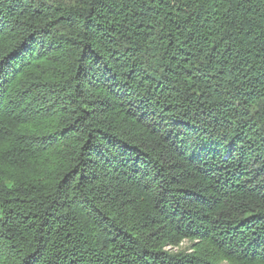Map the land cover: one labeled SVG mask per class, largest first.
Wrapping results in <instances>:
<instances>
[{"label":"trees","instance_id":"1","mask_svg":"<svg viewBox=\"0 0 264 264\" xmlns=\"http://www.w3.org/2000/svg\"><path fill=\"white\" fill-rule=\"evenodd\" d=\"M18 10L31 21L0 50V264H199L161 249L192 228L264 264V0H0V33ZM64 54L67 79L24 87ZM43 88L57 101L29 109ZM43 114L55 127L25 138ZM230 168L249 187L213 190ZM138 196L155 212L137 216Z\"/></svg>","mask_w":264,"mask_h":264},{"label":"rangeland","instance_id":"2","mask_svg":"<svg viewBox=\"0 0 264 264\" xmlns=\"http://www.w3.org/2000/svg\"><path fill=\"white\" fill-rule=\"evenodd\" d=\"M1 13L5 15V11L1 10ZM10 21H11V26L13 28L8 29V30H1L0 33V50L2 47L13 43L15 38H21L23 35L21 33L22 29L25 27L29 21H31L30 17L27 15V13L23 14L22 12L19 13V10L14 12L12 15H10ZM74 36V35H70ZM30 40L27 39L26 42L23 44H27ZM66 54V53H65ZM62 55L58 57V60H52V59H47L44 58L43 60L40 61H34L30 66L29 69V74L27 76V82L24 87H29L34 80V78L39 77L40 80L43 78H48L50 77L52 71L55 73H58V76L62 79H67V76L70 75L69 73L72 70L73 67V59H67L65 58L66 56ZM37 63V66L34 65ZM51 73V74H49ZM59 81V78L56 79ZM22 85V84H21ZM48 93V90L43 88L42 90L34 91L31 92L29 95H27L24 100V104L29 107V109H39L43 108L46 109V106L48 103L51 102H56L57 99L55 97H46ZM47 99L46 104L44 106H41L43 101ZM48 115L43 114L41 116H37L36 119L32 124H26L25 129L22 132L25 138H30L35 135H38L40 133H47L55 127L56 124L49 122ZM31 128H28V127ZM50 136L48 134L44 135V138L47 139ZM45 141L42 142L44 144ZM48 145H51L52 142H48ZM55 147L53 151H60L59 147L57 145L51 146ZM51 147H48V149H52ZM57 147V148H56ZM40 149H47L46 146H40ZM52 150L50 152H53ZM233 173V169L230 168V171L228 174H225L227 176L228 185L227 187L222 188V183L218 184L217 186H213V190L220 191L222 190L223 193H228L231 190H240L242 187L246 186L249 187V181L252 180V172L250 169L246 172L242 173ZM41 174H43L41 172ZM148 190V189H147ZM149 191V190H148ZM148 191H146L148 193ZM215 192V193H216ZM138 205L134 207L135 213L137 216L141 217L144 216L145 214H151L154 211V209L151 208V205L148 203V201H143L140 196L137 197ZM204 212V211H203ZM208 213V211H206ZM204 218V217H203ZM192 219L193 222L195 223H201L205 224V219ZM138 219V218H137ZM203 222V223H202ZM185 234L184 236L178 237L177 235H173L171 239L173 241H177L179 243L177 244H171L167 243L164 244L161 249L163 252H166L168 254H180L183 253L185 255H197L198 257L203 260V262H200L199 264H243L242 262H230L229 259L222 257L220 251V248L217 245H214L213 243H206L205 240H203L199 234H197V231L192 229H185L184 230ZM189 235V236H188ZM239 260H241L239 258Z\"/></svg>","mask_w":264,"mask_h":264}]
</instances>
